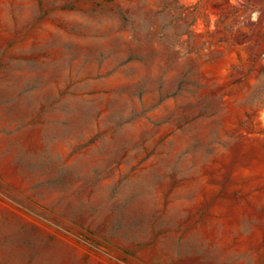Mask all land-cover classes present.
Listing matches in <instances>:
<instances>
[{"label":"rangeland","instance_id":"obj_1","mask_svg":"<svg viewBox=\"0 0 264 264\" xmlns=\"http://www.w3.org/2000/svg\"><path fill=\"white\" fill-rule=\"evenodd\" d=\"M0 264H264V0H0Z\"/></svg>","mask_w":264,"mask_h":264}]
</instances>
